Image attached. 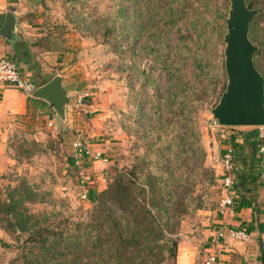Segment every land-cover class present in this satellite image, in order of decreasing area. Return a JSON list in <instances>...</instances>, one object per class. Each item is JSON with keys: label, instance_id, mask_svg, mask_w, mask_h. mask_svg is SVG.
<instances>
[{"label": "rangeland", "instance_id": "obj_1", "mask_svg": "<svg viewBox=\"0 0 264 264\" xmlns=\"http://www.w3.org/2000/svg\"><path fill=\"white\" fill-rule=\"evenodd\" d=\"M22 1L40 9L34 11L37 22L59 41L60 49L66 48L67 63H78L65 86L67 116L57 115L51 124L47 107L32 106L10 119L2 131L0 264H93L97 258L91 226L100 210H109L108 203L99 206L98 195L119 170L136 171V181L142 184L146 173L161 171L171 175L169 189L183 173L184 188L200 207L190 208L180 221L178 247L198 243L202 231L212 228L219 216L222 154L233 147L234 157L239 156L243 137L257 130L213 123L212 109L227 83L224 35L230 1H198L195 15L190 0H176L173 8L179 11L173 22L157 15L148 0ZM254 5L263 7L264 2ZM193 20H198L196 29ZM259 28L264 38V19ZM196 60L203 67L200 78ZM255 60L264 75V49ZM167 72L182 73L198 91L191 114L201 147H188L186 163L168 159L165 141H172V133L150 128L168 97ZM205 75L213 81L210 95L199 93L207 82ZM86 92L82 104L76 105ZM86 137L108 156V164L85 159L80 167L74 165L72 142ZM238 169L236 165L235 178ZM22 184L29 186L32 197H23L20 209L32 224L37 222L41 235L36 232L39 227L20 231L8 220V193ZM82 192L88 200L80 197Z\"/></svg>", "mask_w": 264, "mask_h": 264}, {"label": "trees", "instance_id": "obj_2", "mask_svg": "<svg viewBox=\"0 0 264 264\" xmlns=\"http://www.w3.org/2000/svg\"><path fill=\"white\" fill-rule=\"evenodd\" d=\"M148 1L150 4H154V6L151 4L152 10L157 15L160 17L166 15L168 17L166 21L173 22L172 18L179 11V9L173 8V2L176 0ZM177 1L183 4L186 0ZM190 1L192 7L189 6V8H192L193 14L196 15L197 6L200 3L198 1L201 0ZM257 1L259 0H245V3L249 9H258L249 24L248 37L253 44L258 46L257 52L253 55V62L259 71L255 57L264 49V38L260 37L259 31V21L264 19V6H255ZM197 24L198 20L191 21L193 28ZM262 31L264 32V28ZM119 41L120 39L117 41L118 46L121 43ZM22 48L24 50L21 55L27 56L26 46L23 45ZM195 64L199 69L197 77L200 78L203 74L202 63L196 60ZM205 76L207 82L204 84V90L202 89L199 93L210 95L213 81L209 76ZM167 85L166 103L162 110H158L159 114L155 113L157 122L155 121L156 125H151L150 128H158L172 133V141H165L168 159L173 163L180 160L186 163L188 147L190 149L201 147L199 131L191 114L193 103L198 99V91L194 86H189L182 73L178 72H167ZM29 100L41 101L38 98H29ZM43 103L47 104L44 101ZM262 142H264V138L258 137L257 130H251L243 137V142L239 146L241 159L238 164L234 157L235 168L236 165L239 166L236 178V189L239 194L259 175L260 170L256 168L259 161L257 155L259 144ZM163 158L166 157L163 156ZM162 163H165L168 168L169 165L165 160ZM181 168L182 166H179V169ZM183 176V173L175 176L172 182L176 187L169 189L167 180L171 175H165L161 171L154 172V174L146 173L144 185L136 181L138 179L136 171H132L131 174L117 171L112 181L98 195L99 206L108 203L109 210L106 214L100 210V213L94 217L95 221L91 226L94 232L92 248L97 258L93 264H176L178 225L190 208L200 207L198 204H194V196L185 190L182 183ZM31 192L29 186L22 184L18 189L8 193L5 208L6 213L12 218V220L9 218L8 220L20 231H27L30 227H39L36 221L32 224L28 216L20 209L23 206V197L27 196L31 199ZM40 229L39 227L36 230L39 235L42 234ZM46 241V238L42 239L43 243Z\"/></svg>", "mask_w": 264, "mask_h": 264}, {"label": "crops", "instance_id": "obj_3", "mask_svg": "<svg viewBox=\"0 0 264 264\" xmlns=\"http://www.w3.org/2000/svg\"><path fill=\"white\" fill-rule=\"evenodd\" d=\"M36 10V7L22 0H0V28L5 22L7 12H12L16 20L12 38L8 39L0 35V57H12L23 74L33 81L37 88L57 75L61 76L65 87L70 84L73 77L70 73L76 71L78 62L67 63L66 48L60 49L59 41L57 42L56 38L44 33L41 24L38 23L40 18L34 13ZM23 45L26 46L27 56L21 55L24 50ZM40 100L31 101L19 89L0 80L1 163L3 156L1 140L4 136L2 131L15 115L25 113L32 106L35 108L45 106L49 111L46 115L50 120L49 123L52 124L58 118L52 105ZM67 114H69L68 105L65 106V116ZM92 147L97 150L94 144ZM236 159H241V156H237ZM258 160L256 168L260 170L259 175L255 181L242 189L240 194L236 193L233 215H219L212 228L202 231L198 243L191 244L189 247H178L176 264H203L207 254L211 252L216 254L215 264H264V159L259 158ZM221 223L246 231L248 239L241 241L226 236L215 242L214 235ZM200 257H202V262L199 263Z\"/></svg>", "mask_w": 264, "mask_h": 264}, {"label": "water", "instance_id": "obj_4", "mask_svg": "<svg viewBox=\"0 0 264 264\" xmlns=\"http://www.w3.org/2000/svg\"><path fill=\"white\" fill-rule=\"evenodd\" d=\"M228 16L225 19L227 32L224 35V65L227 83L218 102L212 109L214 124L220 126H264V78L253 62L258 46L248 37L249 24L258 9H249L245 0H229ZM16 20L7 12L0 28V35L12 38ZM34 98L51 104L56 114L65 117L68 92L60 75L36 88Z\"/></svg>", "mask_w": 264, "mask_h": 264}, {"label": "built area", "instance_id": "obj_5", "mask_svg": "<svg viewBox=\"0 0 264 264\" xmlns=\"http://www.w3.org/2000/svg\"><path fill=\"white\" fill-rule=\"evenodd\" d=\"M0 80L7 84L14 86L24 93L27 98H34L33 93L36 90V85L27 76H25L22 70L12 57L1 56L0 57ZM88 93L80 94L77 98L76 105H81ZM260 139L264 138V126H255ZM74 154V165L80 167L82 162L88 160L89 162H102L108 164L110 162L108 156H106L100 150H94L90 139L77 138L72 142ZM258 157L264 159V142L259 144ZM222 165L221 169V186L222 196L219 201L218 213L219 215H233L236 197V193L233 189H236L237 180L235 178L233 170L235 169L234 151L229 147L225 150L220 158ZM237 190V189H236ZM82 199L88 200V194L82 192L80 194ZM215 242L224 239L226 236L231 238L245 241L248 239V233L242 229H236L226 226L224 223L220 224V227L215 232ZM216 254L215 252L208 253L203 264H215Z\"/></svg>", "mask_w": 264, "mask_h": 264}]
</instances>
